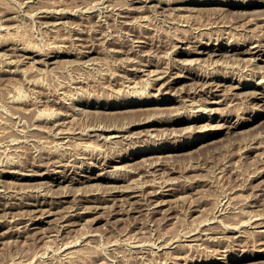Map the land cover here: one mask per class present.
I'll return each instance as SVG.
<instances>
[{
  "label": "rangeland",
  "instance_id": "374dc122",
  "mask_svg": "<svg viewBox=\"0 0 264 264\" xmlns=\"http://www.w3.org/2000/svg\"><path fill=\"white\" fill-rule=\"evenodd\" d=\"M146 1L0 0V264H264V0Z\"/></svg>",
  "mask_w": 264,
  "mask_h": 264
},
{
  "label": "bare ground",
  "instance_id": "6f19581e",
  "mask_svg": "<svg viewBox=\"0 0 264 264\" xmlns=\"http://www.w3.org/2000/svg\"><path fill=\"white\" fill-rule=\"evenodd\" d=\"M143 1H144V0H143ZM147 1H148V0H147ZM147 1H146V3H147ZM150 1H153V0H149L148 2H150ZM220 1H221V0H220ZM225 1L227 2V4H228V3H229V4H235V3H238V2H236L235 0H225ZM160 2H161V1H160ZM168 2H169V1H168ZM173 2H174V1H173ZM202 2H203V1H202ZM170 3H172V2H170ZM193 3H194V2H193ZM214 3H215V2H214ZM157 4H158V3H157ZM239 4H240V3H239ZM241 4H242V3H241ZM243 4H244V5H247V6H248V5H253V4H255V0H243ZM142 5H143V3H142ZM146 5H147V4H146ZM152 5H153V4H151V6H152ZM143 6H144V5H143ZM158 6H159V5H158ZM148 7H150V6H148ZM169 7H170V5H169ZM193 7H194V6H193ZM235 7H236V6H235ZM132 8H133V7H132ZM165 8H166V7H165ZM199 8H200V7H199ZM205 8H206V7H205ZM208 8H209V7H208ZM213 8H215V7H213ZM213 8H212V9H213ZM221 8H222V7H221ZM223 8H224V7H223ZM223 8H222V9H223ZM225 8H226V7H225ZM133 9H135V8H133ZM139 9H140V7H139ZM142 9H143V8H142ZM166 9H167V8H166ZM212 9H211V11H212ZM218 9H219V8H218ZM226 9H228V8H226ZM249 9H250V8H249ZM131 10H132V9H131ZM209 10H210V9H209ZM216 10H217V7H216ZM220 10H221V9H220ZM220 10H219V11H220ZM223 10H224V9H223ZM235 10H236V9H235ZM235 10H233V11H235ZM162 11H163V10H162ZM211 11H210V12H211ZM217 11H218V10H217ZM221 11H222V10H221ZM242 11H243V10H242ZM252 11L255 12L256 10L254 11V9H253ZM259 11L264 12L263 9H262V10H258V12H259ZM213 12H215V11H213ZM225 12H226V11H225ZM235 12H236V11H235ZM238 12H239V11H238ZM238 12H237V13H238ZM240 12H241V11H240ZM245 12H246V11H245ZM249 12H250V10H249ZM226 13H227V12H226ZM228 13H229V11H228ZM250 13H252V12H250ZM255 13H257V12H255ZM224 14H225V13H224ZM232 14H233V13H232ZM235 14H236V13H235ZM259 14H262V13L259 12ZM259 14H258V15H259ZM226 15H227V14H226ZM237 15H238V14H237ZM241 15H243V14H241ZM247 15H248V14H247ZM249 15H250V14H249ZM244 16H246V15L244 14ZM263 16H264V15H263ZM263 16H262V17H263ZM240 17H241V16H239V18H240ZM258 18H259V16H258ZM258 18H257V19H258ZM263 18H264V17H263ZM215 22H216V21H215ZM210 23H211V22H210ZM225 23H226V22H224L223 24H225ZM215 25H216V24H215ZM229 25H230V24H229ZM176 27H177V26H176ZM178 27H179V26H178ZM196 27L198 28V26H196ZM207 27H208V26H207ZM183 28H184V27H183ZM199 28H200V27H199ZM224 28H225V27H224ZM227 28H228V27H227ZM175 29H176V28H175ZM175 29H174V30H175ZM178 29H180V28H178ZM184 29H185V28H184ZM184 29H183V30H184ZM186 29H187V28H186ZM209 29H210V28H209ZM231 29H232V28H231ZM183 30H182V31H183ZM222 30H223V29H222ZM184 31H185V30H184ZM215 31H216V30H215ZM215 31H214V32H215ZM226 31H227V30H226ZM226 31H225V29H224L223 32H226ZM133 32H134V31H133ZM135 32H136V30H135ZM176 32H177V31H176ZM219 32H220V29H219ZM229 32H230V31H229ZM174 33H175V32H174ZM183 33H184V32H183ZM198 33H200V32H198ZM203 33H204V31H203ZM227 33H228V32H227ZM134 34H135V33H134ZM186 34H187V33H186ZM263 34H264V33H263ZM263 34H262V36H263ZM135 35H137V34H135ZM175 35H176V34H175ZM178 35H179V34H178ZM202 35H203V34H202ZM216 35L218 36V34H216ZM230 35H231V34H230ZM254 35H255V34H254ZM259 35H260V34H259ZM259 35L257 34L258 38H259ZM183 36H184V35H183ZM195 36H196V35H195ZM208 36H209V35H208ZM214 36H215V35H214ZM247 36H248V35H247ZM148 37H149V36H148ZM174 37H175V36H174ZM180 37H181V36H180ZM197 37H198V36H197ZM218 37H219V36H218ZM218 37H216V38L218 39ZM239 37H240V36H239ZM252 37H254V36L252 35ZM252 37H250V38H252ZM145 38H146V36H145ZM188 38H189V37H188ZM193 38H194V37H193ZM200 38H201V37H200ZM200 38H199V39H200ZM210 38H211V37H210ZM240 38H241V37H240ZM242 38H244V37H242ZM258 38H256V39H257V42H259V43H257V44H253V45L249 43L251 46H250V47L248 46V47H249V48H253V47H256V48H257V47H258L259 50H263L262 47H263L264 44H263V42L261 41V38H259V39H258ZM177 39H179V38H177ZM182 39H183V38H182ZM184 39H186V37H184ZM184 39H183V40H184ZM211 39H212V38H211ZM233 39H234V38H233ZM203 40H204V39H203ZM208 40H209V39H208ZM235 40H236V39H235ZM242 40H243V39H242ZM263 40H264V39H263ZM135 41H136V40H135ZM186 41H187V39H186ZM189 41H190V40H189ZM218 41H219V40H218ZM228 41H229V39H228ZM233 41H234V40H233ZM237 41H238V40H237ZM237 41H236V42H237ZM239 41H240V40H239ZM243 41H244V40H243ZM246 41H247V38H246ZM246 41H245V42H246ZM251 41H252V40H251ZM255 41H256V40H255ZM191 42H192V41H191ZM206 42H207V41H206ZM208 42H209V41H208ZM221 42H222V41H221ZM229 42H230V41H229ZM236 42H235V43H236ZM247 42H248V41H247ZM216 43H217V42H216ZM238 43H240V42H238ZM252 43H253V42H252ZM160 44H164V43H160ZM181 44H182V43H181ZM203 44H204V43H203ZM208 44H209V43H208ZM245 44H246V43H245ZM157 45H158V44H157ZM177 45H178V44H177ZM177 45H176V46H177ZM165 46H166V45H165ZM180 46H182V45H180ZM197 46H198V45H197ZM213 46H214V45H213ZM131 47H132V46H131ZM133 47H134V45H133ZM133 47H132V48H133ZM154 47H155V46H154ZM178 47H179V46H178ZM183 47H185V45H184ZM186 47H187V46H186ZM217 47H218V46H217ZM175 48H177V47H175ZM191 48H192V47H191ZM237 48H238V47H235V46L233 45L232 50H235V49H237ZM184 49H185V48H184ZM189 49H190V48H189ZM171 50H172V49H171ZM176 50H178V49H176ZM209 50H213V51L210 52ZM173 51H174V49H173ZM237 51H238V49H237ZM244 51H245V50H244ZM118 52H119V51H118ZM171 52H172V51H171ZM177 52L179 53L180 51H177ZM186 52L191 53V52H195V51H193V50H190V51H189V50H188V51H186ZM186 52H185V53H186ZM199 52H203V53H204V52H207V53H209V56H218V55H221V54H222V55H230V54L228 53V52H229V49H227V50H225L224 52H222V47H219V48H211V49L204 48V49H201ZM241 52H242V50H241ZM245 52H246V51H245ZM247 52H248V50H247ZM250 52H252V51L250 50ZM255 52H256V51H255ZM263 52H264V51H263ZM238 53H239V52H238ZM238 53H237V54H238ZM231 54H232V53H231ZM248 54H249V53H248ZM174 57H175V56H174ZM198 57H199V56H198ZM198 57H197V58H198ZM233 57H234V56H233ZM205 58H206V57H205ZM207 58H208V57H207ZM212 58H213V57H212ZM217 58H218V57H217ZM236 58H237V57H236ZM244 58H245V57H244ZM244 58H242V59H244ZM248 58H249V57H248ZM257 58H258V57H257ZM194 59H196V58H194ZM199 59H201V58L199 57L198 60H199ZM202 59H204V58H202ZM208 59H209V58H208ZM208 59H206V60L208 61ZM214 59H215V58H214ZM218 59H219V58H218ZM222 59H223V58H222ZM222 59H221L220 62L224 61L225 58H224L223 60H222ZM262 59H263V58H262ZM188 60H189V59H188ZM196 60H197V59H196ZM212 60H213V59H212ZM253 60H254V59H253ZM172 61H173V60H172ZM215 61H216V60H215ZM237 61H238V60H237ZM240 61H241V60H240ZM247 61H248V60H247ZM197 62H198V61H197ZM216 62H217V61H216ZM224 62H225V61H224ZM149 63H150V62H149ZM195 63H196V62H195ZM198 63H200V62H198ZM214 63H215V62H214ZM226 63H227V62H226ZM139 64H140V63H139ZM166 64H167V63H166ZM208 64H209V63H208ZM256 64H257V63H256ZM169 65H171V64H169ZM217 65H218V63H217ZM156 66H157V65H156ZM165 66H166V65H165ZM174 66H175V65H174ZM205 66H206V65H205ZM213 66H214V64H213ZM220 66H221V65H220ZM222 66H223V65H222ZM159 67H160V66H159ZM163 67H164V66H163ZM176 67H177V66H176ZM259 67H260V66H259ZM138 68H139V67H138ZM138 68H137V69H138ZM140 68H141V67H140ZM161 68H162V66H161ZM171 68H173V67H171ZM171 68H169V69H171ZM200 68H201V67H200ZM216 68H217V67H216ZM253 68H254V67H253ZM158 69H159V68H158ZM169 69H168V70H169ZM176 69H177V68H176ZM180 69H181V68H180ZM198 69H199V68H198ZM219 69H220V68H219ZM221 69H222V68H221ZM159 70H160V69H159ZM174 70H175V69H174ZM181 70H182V69H181ZM205 70H206V69H205ZM205 70H204V71H205ZM216 71H217V70H216ZM157 72H159V71H157ZM213 72H214V71H213ZM218 72H219V71H218ZM225 72H226V71H225ZM163 73H164V71H163ZM163 73H161V74H163ZM174 73H175V72H174ZM177 73H178V72H177ZM179 73H180V72H179ZM182 73H183V72H182ZM198 73H199V72H198ZM198 73H197V74H198ZM203 73H204V72H203ZM220 73H222V72H220ZM233 73H234V72H233ZM163 75H165V74H163ZM172 75H173V74H172ZM177 75H178V74H177ZM181 75H182V74H181ZM199 75H201V74H199ZM205 75H206V74H205ZM183 76H184V75H183ZM187 76H188V75H187ZM195 76H196V75H195ZM212 76H213V75H212ZM189 77H190V76H189ZM196 77H197V76H196ZM217 77H218V76H217ZM178 78H179V77H178ZM190 78L194 80L195 77H194V75H192V77H190ZM231 78H232V77H231ZM231 78H229V79H231ZM158 79H160V78H158ZM167 79H168V78H167ZM182 79H183V78H182ZM219 79H220V78H219ZM149 80H150V79H149ZM149 80H147V81L149 82ZM214 80H215V79H214ZM238 80H239V79H238ZM145 81H146V80H145ZM150 81H151V80H150ZM163 81H164V80H163ZM169 81H170V80H169ZM190 81H191V80H190ZM202 81H203V80H202ZM204 81H205V80H204ZM232 81H233V80H232ZM235 81H236V80H235ZM241 81H242V80H241ZM157 82H158V81H157ZM159 82H160V81H159ZM192 82H194V84H198V86H199V84H202V82H200V81H199L200 83H198L197 80H196V82H195V81H192ZM213 82H214V81H213ZM150 83H151V82H150ZM155 83H156V82H155ZM155 83H154V84H155ZM167 83H168V80H167ZM189 83H190V82H189ZM189 83H188V84H189ZM207 83H208V82H207ZM207 83H206V85H207ZM209 83H210V82H209ZM216 83H217V82H216ZM221 83H222V82H221ZM225 83H226V82H225ZM231 83H232V82H231ZM240 83H241V82H240ZM160 84H161V83H160ZM164 84H165V82H164ZM164 84H163V85H164ZM182 84H183V83H182ZM185 84H186V83H185ZM192 84H193V83H192ZM211 84H212V83H211ZM214 84H215V83H214ZM259 84H260V83H259ZM145 85H146V84H145ZM169 85H170V84H169ZM212 85H213V84H212ZM220 85H221V84H219V82H218V86H217V88H218ZM227 85H228V84H227ZM233 85H234V84H233ZM161 86H162V85H161ZM180 86H181V85H180ZM185 86H186V85H185ZM198 86H197V87H198ZM203 86H204V83H203ZM210 86H211V85H210ZM229 86H230V84H229ZM229 86H228V87H229ZM145 87H146V86H145ZM178 87H179V86H178ZM183 87H184V86H183ZM186 87H187V86H186ZM193 87H194V85H193ZM197 87H194V89L197 88ZM206 87H207V86H206ZM214 87H215V86H214ZM228 87H227V88H228ZM230 87H232V86H230ZM238 87H239V84L236 85V86H233L232 88H238ZM240 87H241V86H240ZM248 87H249V86H248ZM163 88H164V87H163ZM190 88H191V87H190ZM208 88H209V87H208ZM208 88H206L205 90H209ZM210 88H211V87H210ZM241 88H242V87H241ZM155 89H156V88H155ZM159 89H160V88H159ZM176 89H177V88H176ZM185 89H186V88H185ZM191 89H192V88H191ZM201 89H202V88H201ZM201 89H200V90H201ZM203 89H204V87H203ZM219 89H220V88H219ZM221 89H222V88H221ZM225 89H226V88H225ZM228 89H229V88H228ZM183 90H184V88H183ZM192 90H193V89H192ZM195 90H196V89H195ZM195 90H194V91H195ZM211 90H212V89H211ZM232 90H233V89H232ZM160 91H161V89H160ZM170 91H171V90H170ZM175 91H176V90H175ZM180 91H182V90H180ZM198 91H199V89H198ZM230 91H231V90H230ZM246 91H247V90H246ZM254 91H255V90H254ZM258 91H259V90H258ZM177 92H178V91H177ZM225 92H226V91H225ZM228 92H229V91H228ZM232 92H233V91H232ZM235 92H236V91H235ZM251 92H252V91H251ZM251 92H250V93H251ZM260 92H261V91H260ZM174 93H175V92H174ZM184 93H185V92H184ZM189 93H190V92H189ZM200 93H201V92H200ZM210 93H211V91H210ZM219 93H220V92H219ZM230 93H231V92H230ZM236 93H237V92H236ZM236 93L233 92V95L236 94ZM239 93H240V92H239ZM256 93H258V92H254V94H256ZM194 94H195V93H194ZM201 94H202V93H201ZM222 94H224L223 91H222ZM237 94H238V93H237ZM245 94H246V93H245ZM205 95H206V94H205ZM248 95H249V93H248ZM263 95H264V94H263ZM208 96H209V95H208ZM212 96H213V95H212ZM214 96H215V95H214ZM227 96H228V95H227ZM229 96H230V94H229ZM231 96H232V95H231ZM259 96H260V95H259ZM261 96H262V95H261ZM234 97H235V95H234ZM251 97H252V96H251ZM255 97H256V96H255ZM257 97H258V96H257ZM262 97H263V96H262ZM262 97H260L259 99L262 100V99H263ZM144 100H145V99H144ZM255 100H256V99H255ZM41 101H42V100H41ZM146 101H147V100H146ZM151 101H152V100H151ZM258 101H259V100H258ZM131 102H134V101H131ZM204 102H205V101H204ZM206 102H208V101H206ZM41 103H42V102H41ZM154 103H155V102H154ZM257 103H258V102H257ZM260 103H261V102H260ZM140 104H141V103H140ZM222 104H223V103H222ZM262 105H263V104H262ZM128 106H129V104H128ZM258 106H259V105H258ZM149 107H151V106H149ZM157 107H158V106H157ZM159 107H160V106H159ZM140 108H141V107H140ZM146 108H147V111H148V107H146ZM206 108H207V107H206ZM122 109H123V108H122ZM130 109H131V108H130ZM130 109H128V110H130ZM132 109H133V108H132ZM137 109H138V108H137ZM143 109H144V108H143ZM204 109H205V108H204ZM42 110H43V109H42ZM120 110H121V109H120ZM124 110H125V108H124ZM124 110H123V112H124ZM135 110H136V109H135ZM44 111H45V109H44ZM44 111H43V112H44ZM52 111H53V110H52ZM131 111H132V110H131ZM144 111H146V110L144 109ZM40 112H41V111H40ZM117 112H118V111H117ZM120 112H121V111H120ZM125 112H126V111H125ZM227 112H229V111H227ZM148 113H149V118H150V112H148ZM38 114H39L40 116L43 115L42 113H38ZM129 114H130V113H129ZM141 114H142V113H141ZM192 114H193V113H192ZM45 115H46V114H45ZM131 115H132V113H131ZM131 115H130V116H131ZM151 115H152V114H151ZM153 115H154V114H153ZM170 115H171V114H170ZM224 115H225V114H224ZM243 115H244V114H243ZM243 115L241 114L240 116H243ZM133 116H135V115H133ZM138 116H141V115H138ZM142 116H143V115H142ZM172 116H173V115H172ZM187 116H188V114H187ZM168 117H169V116H168ZM106 118H107V117H106ZM125 118H126V117H125ZM131 118H132V117H131ZM146 118H148V117H146ZM197 118H198V117H197ZM219 118H220V117H219ZM103 119H104V118H103ZM107 119H108V118H107ZM110 119H111V118H110ZM112 119H113V118H112ZM117 119H118V118H117ZM251 119H252V118H251ZM114 120H115V119H114ZM141 120H143V117H140V119H139L138 121H136V122H139V123L141 124ZM183 120H184V117L182 118V117L179 115V116H176V117L174 116V118L170 119L169 121H183ZM197 120H198V119H197ZM219 120H220V119H219ZM238 120H239V119H238ZM99 121H100V120H99ZM107 121H108V120H107ZM107 121L105 122V120H104L105 123L103 122V123H104L103 125H105L106 128H103V127H102V128L100 129V130H101L100 133H99V131H96V132H98V133H96L97 135H102V134H104L105 132L107 133V131H109V132L117 131V132H118V130L121 129V126H119L118 123H117L118 126L116 127V122L111 123V120H110V122H107ZM115 121H116V120H115ZM120 121H121V120H120ZM134 121H135V118H134ZM153 121H154V120H153ZM163 121H165V120H162L161 122H163ZM263 121H264V120H263ZM231 122H232V121H231ZM244 122H245V121H244ZM252 122H253V121H252ZM261 122H262V121H261ZM191 123H192V122H191ZM217 123H218V122H217ZM99 124H100V122H99ZM114 124H115V125H114ZM123 124H124V123H123ZM146 124H147V123H146ZM221 124H222V123H221ZM245 124H246V123H245ZM258 124H259V122H258ZM261 124H262V123H261ZM1 125H2V124H1ZM1 125H0V126H1ZM215 125H216V124H215ZM218 125H219V123H218ZM224 125H225V124H224ZM233 125H234V124H233ZM251 125H252V124H251ZM122 126H123V125H122ZM173 126H174V125H173ZM188 126H189V125H188ZM191 126H192V125H191ZM196 126H197V125H195V127H196ZM206 126H207V125H206ZM206 126H205V127H206ZM226 126H227V125H226ZM230 126H231V125H230ZM257 126H258V125H257ZM40 127H41V126H40ZM40 127H39V128H40ZM201 127H202V126H201ZM228 127H229V126H228ZM2 128H5V127H2ZM41 128H42V127H41ZM173 128L175 129V127H173ZM177 128H178V127H177ZM223 128H224V127H223ZM229 128H230V127H229ZM60 129H61V128H60ZM60 129H59V131H61ZM95 129L99 130V126H98V128H95ZM95 129H94V130H95ZM116 129H117V130H116ZM145 129H146V127H145ZM184 129H185V128H184ZM189 129H190V128H189ZM198 129H199V128H198ZM0 130H1V129H0ZM3 130H4V129H3ZM6 130H7V129H6ZM63 130H64V129H63ZM63 130H62V131H63ZM178 130H179V129H177V131H178ZM194 130H195V129H194ZM238 130H239V129H238ZM4 131H5V130H4ZM43 131H44V129H43ZM146 131H147V129H146ZM149 131H150V130H149ZM175 131H176V130H175ZM229 131H230V130H229ZM63 132H64V131H63ZM230 132H231V131H230ZM234 132H235V131H234ZM239 132H240V131H239ZM0 133H1V132H0ZM4 133H5V132H4ZM85 133H86V132H85ZM20 134H21V133H20ZM107 134H108V133H107ZM111 134H112V133H111ZM169 134H170V133H169ZM228 134H229V133H228ZM233 134H234V133H233ZM80 135H81V134H80ZM104 135H105V134H104ZM220 135H221V134H220ZM24 136L29 137V134H28V133H25ZM81 136H82V135H81ZM83 136H84V134H83ZM85 137H86V134H85ZM87 137H88V133H87ZM90 137H91V135H90ZM105 137H106V136H105ZM105 137H104V138H105ZM196 137H197V136H196ZM221 138H222V137H221ZM153 139H154V138H153ZM201 139H202V138H201ZM217 139H218V138H216V140H217ZM222 139H223V138H222ZM143 141H144V140H143ZM205 141H206V140H205ZM221 141H222V140H221ZM160 142H161V141H160ZM254 142H255V141H254ZM254 142H253V143H254ZM181 143H183V142H181ZM253 143H252V144H253ZM259 143H260V142H259ZM205 144H206V143H205ZM188 145H190V144H187V146H188ZM200 146H201V145H200ZM250 148H251V147H250ZM255 148H257V147L255 146ZM255 148H254V149H255ZM258 148H259V146H258ZM124 149H125V148H124ZM137 149H138V148H137ZM197 149H198V148H197ZM248 149H249V148H248ZM148 150H149V149H148ZM121 151L123 152L122 149H121ZM127 151H128V150H127ZM111 152H114V151H111ZM122 152H121V153H122ZM141 152H142V151H141ZM146 152H147V151H146ZM148 152H149V151H148ZM115 153H116V151H115ZM118 154H119V153H117V155H118ZM173 154H174V153H173ZM176 154H177V153H176ZM178 154H179V153H178ZM110 155H111V154H110ZM156 155H158V154H156ZM163 155H165V154H163ZM114 156H115V154H114ZM132 156H133V155H132ZM151 156H152V155H151ZM151 156H150V157H151ZM154 156H155V155H154ZM161 156H162V155H161ZM168 156H169V153H168ZM83 157H84V156H83ZM110 157H111V156H110ZM86 158H88V157H86ZM105 158H106V157H105ZM118 158H119V156H118ZM147 158H148V157H147ZM173 158H174V157H173ZM176 159H177V158H176ZM102 160H103V159H102ZM143 160H144V159H143ZM160 160H161V159H160ZM163 160H164V159H163ZM83 161H84V160H83ZM99 161H100V160H99ZM145 161H146V160H145ZM147 161H148V160H147ZM153 161H154V160H153ZM153 161H152V162H149V161H148V163H149L148 165H149L150 167L153 166V165L155 164V161H156V160H155L154 162H153ZM157 161H158V160H157ZM166 161H167V160H166ZM166 161H165V162H166ZM100 162H101V161H100ZM108 162H109V161H108ZM143 162H144V161H143ZM162 163H164V162H162ZM103 164H104V163H103ZM108 165H109V164H108ZM146 167H147V165H146ZM157 167H158V166H157ZM148 168H149V167H148ZM156 169H157V168H155V170H156ZM262 170H263V169H262ZM258 174H259V172H258ZM83 176H84V175H83ZM90 176H91V175H90ZM92 176H93V174H92ZM92 176H91V177H92ZM65 177H66V176H65ZM115 177H116V176H115ZM116 180H117V179H116ZM262 180H263V179H262ZM82 181H83V180H82ZM82 181H81V182H82ZM147 181H148V179H147ZM87 182H88V181H87ZM145 182H146V180H145ZM191 183H192V182H191ZM187 184H188V183H187ZM189 184H190V183H189ZM189 184H188V185H189ZM261 184H263V183H261ZM165 185H166V183H165ZM257 185L259 186V184H257ZM89 186H90V185H89ZM92 186H93V185H92ZM160 186L162 187V186H164V185H161V184H160ZM190 186H191V185H190ZM258 186H257V187H258ZM262 186H263V185H262ZM114 187H115V186H114ZM117 187H118V186H117ZM181 187H182V185H181ZM186 187H187V185H186ZM257 187H255V188L257 189ZM110 188H111V187H110ZM259 188H261V190L263 189L262 187H259ZM122 189H123V188H122ZM177 189H178V188H177ZM182 189H183V188H182ZM182 189H181V191H182ZM123 190H125V189H123ZM137 190H138V189H137ZM175 190H176V189H175ZM263 190H264V189H263ZM111 191H112V190H111ZM118 191H119V190H118ZM133 191H134V190H133ZM109 192H110V191H109ZM153 192H155V191H153ZM169 192H170V191H169ZM259 192H260V191H259ZM261 192H262V191H261ZM157 193H158V192H157ZM171 193H172V192H171ZM118 194H119V193H118ZM120 194H121V193H120ZM122 194H123V193H122ZM167 194H168V193H167ZM255 194H256V193H255ZM263 194H264V193H257V195H260V196L263 195ZM152 195H153V194H152ZM152 195H150V196H152ZM126 196H127V195H126ZM251 196H252V195H251ZM254 196H255V195H254ZM260 196H259V197H260ZM145 198H146V197H145ZM252 198H253V196H252ZM159 199H160V198H159ZM164 199H165V198H164ZM166 199H167V198H166ZM253 199H255L256 202H255L254 204H248V205H249V206H253V208L255 207L256 209H253L254 211H257V210H258V211H260V212H256V213L254 212V214H253V210H251V211L249 210L250 213H249L247 219H242V220H239L238 222L236 221L237 223H236L235 225H233V226H231V225L229 226V225L227 224L228 226L226 227L225 230L222 229L221 231H220V230H217V231H216V230H210V231H211V232H217V233H218V232L226 233L227 231H229V232H231V231H235L236 229H238L237 227H238L239 224H242V225H244V224H245V225H250V224L252 223L251 221H252V219H253L254 216H256V215L263 216V215H264V197H262V199H260V198H258V197H254ZM144 200H145V199H143L142 201H144ZM147 200H148V198H147ZM161 201H162V200H159L160 203H161ZM166 201H167V200H165V202H166ZM146 202H148V201H146ZM149 202H150V201H149ZM151 202H152V201H151ZM159 202H158V203H159ZM162 202H164V201H162ZM252 202H253V201H252ZM40 203H41V202H40ZM152 204L154 205L153 202H152ZM156 204H157V203H156ZM161 204H162V203H161ZM149 205H150V204H149ZM157 205H158V204H157ZM155 206H156V205H155ZM155 206H154V207H155ZM79 207H80V206H79ZM76 209H78V208H76ZM154 209H155V208H154ZM241 211H242V210H241ZM116 212H118V211H116ZM150 212H151V210H150ZM233 212H234V211H233ZM245 212H246V211H245ZM247 212H248V211H247ZM151 213H152V212H151ZM230 213H231V212H230ZM251 213H252V214H251ZM222 214H223V212H222ZM69 215H70V214H69ZM72 216H73V215H72ZM74 216H75V215H74ZM241 216H242V214H241ZM65 217H66V216H65ZM68 217H69V216H67L66 218H68ZM204 219H205V218H204ZM239 219H241V218H239ZM263 219H264V218H263ZM245 222H246V223H245ZM231 223H232V222H231ZM233 223H234V222H233ZM233 223H232V224H233ZM260 223H261L260 225H264V220H263V222H260ZM213 226H214V225H213ZM209 229H212L211 224H210ZM263 232H264V231H263ZM157 237H158V236H157ZM223 237H224V236H223ZM223 237H221V238H223ZM245 237L248 238V236H246V235H245ZM185 239H186V238H185ZM195 239H199V238H195ZM207 239H208V238H207ZM241 240H242V239H241ZM247 240H248V239H247ZM231 241H232V240H231ZM245 241H246V240H245ZM250 241H251V240H250ZM258 242H259V241H258ZM167 243H168V242H167ZM169 243H170V242H169ZM249 243H250V242H249ZM254 243H255V240H254ZM260 243H261V242H260ZM234 244H235V243H234ZM186 245H187V244H186ZM246 245H247V244H246ZM190 246H191V245H190ZM247 246H248V245H247ZM246 257H248V256H247V255H244V256H242V259H243V258H246ZM240 260H241V259H240ZM240 262H241V261H240ZM210 263H211V264H215V262H210ZM229 264H230V263H229Z\"/></svg>",
  "mask_w": 264,
  "mask_h": 264
}]
</instances>
